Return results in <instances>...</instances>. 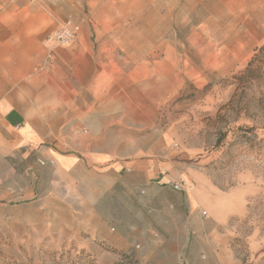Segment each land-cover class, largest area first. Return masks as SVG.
<instances>
[{"label": "rangeland", "instance_id": "1", "mask_svg": "<svg viewBox=\"0 0 264 264\" xmlns=\"http://www.w3.org/2000/svg\"><path fill=\"white\" fill-rule=\"evenodd\" d=\"M64 19L86 23L89 40H133L116 52L154 62L153 80L180 79L141 135H168L193 172L203 216L243 254L236 264H264V0H0V40H13V69L25 72L13 83L21 79L38 102L51 98L27 85L51 70L63 46L50 33ZM253 58L256 78L240 81ZM9 137L0 123V264H88L35 197L11 193L25 186L34 194L42 172L35 157L4 154Z\"/></svg>", "mask_w": 264, "mask_h": 264}, {"label": "crops", "instance_id": "2", "mask_svg": "<svg viewBox=\"0 0 264 264\" xmlns=\"http://www.w3.org/2000/svg\"><path fill=\"white\" fill-rule=\"evenodd\" d=\"M79 24V40L56 48L42 83L27 85L47 101L26 96L21 79L13 83L25 72L13 69V40H0V123L10 134L4 154L53 161L36 163L34 194L25 186L11 193L35 197L58 220L57 235L69 231L96 264H236L243 254L203 216L193 172L168 135L140 132L180 79L153 80L154 62L116 52L133 40H89L88 25Z\"/></svg>", "mask_w": 264, "mask_h": 264}, {"label": "built area", "instance_id": "3", "mask_svg": "<svg viewBox=\"0 0 264 264\" xmlns=\"http://www.w3.org/2000/svg\"><path fill=\"white\" fill-rule=\"evenodd\" d=\"M80 32V24L78 22H75L71 19H65L63 22H61L57 27H55L51 33L50 38L51 41L55 43L57 46H63L67 47L73 43V41L76 39L78 33ZM39 164L43 165L46 162L52 164V160H43L38 159L37 160ZM182 181L173 183V189L178 190L181 187ZM202 214H205L204 211H202ZM139 245L136 244L135 248H138Z\"/></svg>", "mask_w": 264, "mask_h": 264}, {"label": "trees", "instance_id": "4", "mask_svg": "<svg viewBox=\"0 0 264 264\" xmlns=\"http://www.w3.org/2000/svg\"><path fill=\"white\" fill-rule=\"evenodd\" d=\"M262 49H264V45L259 48V50H262ZM255 58H256V56H255ZM253 60H254V58L249 62V64L246 66V68L237 75V78L240 81L244 82V81H249V80H253L256 78L257 69L260 68V66H257V65L253 66ZM72 241H73V245L75 247V251L79 252V253H83L85 258H87L88 264H96L94 262V259L91 257L90 253L86 252L82 248H79L73 239H72Z\"/></svg>", "mask_w": 264, "mask_h": 264}]
</instances>
